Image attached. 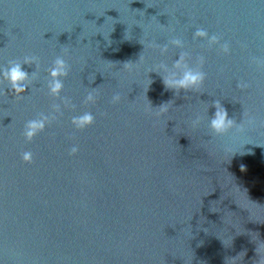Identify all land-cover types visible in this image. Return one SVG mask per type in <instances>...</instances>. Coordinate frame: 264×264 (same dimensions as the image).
<instances>
[{
	"label": "water",
	"instance_id": "water-1",
	"mask_svg": "<svg viewBox=\"0 0 264 264\" xmlns=\"http://www.w3.org/2000/svg\"><path fill=\"white\" fill-rule=\"evenodd\" d=\"M198 28L229 54L193 40ZM181 51L204 58L198 93L163 83ZM58 55L72 107L27 142L25 123L60 103L46 88ZM28 56L32 88L0 89L2 264L264 260V0H0V65ZM216 102L243 132L209 133ZM85 111L94 123L77 130Z\"/></svg>",
	"mask_w": 264,
	"mask_h": 264
},
{
	"label": "clouds",
	"instance_id": "clouds-1",
	"mask_svg": "<svg viewBox=\"0 0 264 264\" xmlns=\"http://www.w3.org/2000/svg\"><path fill=\"white\" fill-rule=\"evenodd\" d=\"M193 40L206 41L209 48L218 46L220 51L227 55L230 52V47L227 43L221 44V38L217 35H210L208 31L198 28L193 33ZM171 45L177 49H183L184 43L180 39H173ZM168 52V47L160 48L161 55ZM190 57L186 52L181 51L178 59L172 65L171 70L165 67L166 75L163 76V83L167 89L174 90L177 95L181 91L198 93L203 88L206 74L203 71L205 63L203 57H197L195 64L189 63ZM24 65H35V71L31 74L24 70ZM126 67L131 65L125 64ZM39 70V61L35 56L25 57L22 61H10L7 66L0 65V89L5 85L11 89L16 98L23 97L27 89L32 88V83L37 79V72ZM46 88L49 97L53 100H59L60 103H53L51 112L48 114L40 113L35 118L28 120L23 129V136L27 142H31L39 134L43 133L46 128L56 119V115L62 114L61 105L64 109L72 107L71 101L62 96L64 92V81L68 78L70 66L63 55H58L52 62L51 66L46 70ZM151 83V81H150ZM149 83V84H150ZM238 87H246L244 84H238ZM121 97L114 95L112 97L113 103H118ZM85 104L94 105L96 103V95L90 92L84 99ZM169 104V103H168ZM168 104L162 105L159 108L158 115H163L168 111ZM216 109L211 119L207 121V128L213 137H224L231 133L234 129L238 132H243V128L236 125L232 119L229 118L225 108L219 102L214 104ZM94 116L92 112L85 111L79 115L71 118L72 126L77 130H84L89 128L94 123ZM201 123V118L196 117L192 121V127L198 128ZM78 148L73 146L70 154L75 155ZM21 159L26 163H31L33 154L30 151H25L21 155ZM241 170H244V165H241ZM2 264V262H0ZM259 264H264V260L259 261Z\"/></svg>",
	"mask_w": 264,
	"mask_h": 264
}]
</instances>
